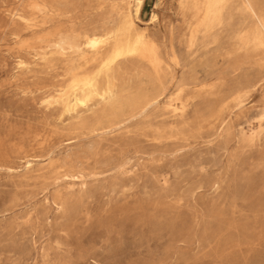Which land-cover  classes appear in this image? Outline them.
Masks as SVG:
<instances>
[{"label": "rangeland", "instance_id": "1", "mask_svg": "<svg viewBox=\"0 0 264 264\" xmlns=\"http://www.w3.org/2000/svg\"><path fill=\"white\" fill-rule=\"evenodd\" d=\"M200 1L0 0V264H264V28ZM129 30L158 58L68 111Z\"/></svg>", "mask_w": 264, "mask_h": 264}, {"label": "bare ground", "instance_id": "2", "mask_svg": "<svg viewBox=\"0 0 264 264\" xmlns=\"http://www.w3.org/2000/svg\"><path fill=\"white\" fill-rule=\"evenodd\" d=\"M132 1L135 5V13L139 17L145 0ZM234 1L237 2L238 6L246 10L250 15L258 16L260 23L264 28V13L262 10L264 6V0H206L204 2L200 1L194 4L197 13L203 14V18L201 19V21H199L200 24L202 22L205 27L210 28L215 22L221 19L225 6ZM155 14L156 13H154L153 18L151 19H155ZM125 23L128 29H130V27L132 28L134 22L131 19L130 14L126 16ZM101 41L102 39L99 38L90 39L91 46L94 48ZM116 43H119V41L117 40ZM124 43L125 44L122 47H115L109 49L108 56L106 57V59L103 60V64L98 71H95L93 73H87L83 76H80L78 74L74 75L70 83V88L75 95L72 100H68L66 102V109L68 111L74 109V107L77 105H87L89 101L96 95L100 96L103 99H109L115 95V92L110 82L111 74L108 71L110 65L115 60H117L118 57L127 53H137L149 57L151 60H156L158 58V52L155 43L152 40H149V38L144 36V34L142 33L133 35L132 31L129 30L128 37L126 38ZM52 45L58 47V49L61 48L63 51V49H66L68 47L73 49L78 48L80 46V42L77 38L73 36L60 35L52 43ZM103 69L107 70L108 78V82L104 85H102L101 80Z\"/></svg>", "mask_w": 264, "mask_h": 264}]
</instances>
